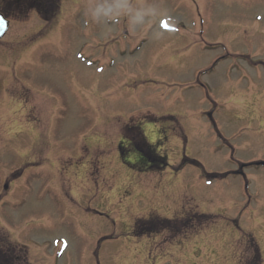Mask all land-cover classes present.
Listing matches in <instances>:
<instances>
[{
  "label": "rangeland",
  "instance_id": "obj_1",
  "mask_svg": "<svg viewBox=\"0 0 264 264\" xmlns=\"http://www.w3.org/2000/svg\"><path fill=\"white\" fill-rule=\"evenodd\" d=\"M60 4L0 40V235L30 264H261L264 0Z\"/></svg>",
  "mask_w": 264,
  "mask_h": 264
},
{
  "label": "trees",
  "instance_id": "obj_2",
  "mask_svg": "<svg viewBox=\"0 0 264 264\" xmlns=\"http://www.w3.org/2000/svg\"><path fill=\"white\" fill-rule=\"evenodd\" d=\"M60 0H0V6L5 11L7 15L15 14L21 18L26 17L30 9H37L40 14L48 13L52 11L56 6L58 8ZM56 12H53V15ZM141 134H138V137ZM142 143H144L141 137ZM146 148H141L137 144V148L142 152L145 159L150 160L151 156L149 154L150 148L148 145L144 144ZM148 150V151H147ZM163 164H165V159L161 158ZM0 264H28L26 254L23 251L15 254L14 257L9 256L7 253L0 252Z\"/></svg>",
  "mask_w": 264,
  "mask_h": 264
},
{
  "label": "water",
  "instance_id": "obj_3",
  "mask_svg": "<svg viewBox=\"0 0 264 264\" xmlns=\"http://www.w3.org/2000/svg\"><path fill=\"white\" fill-rule=\"evenodd\" d=\"M0 17H2L1 15H0ZM6 28H0V38L6 33V31L8 30V27H9V24H8V22L6 21Z\"/></svg>",
  "mask_w": 264,
  "mask_h": 264
},
{
  "label": "snow or ice",
  "instance_id": "obj_4",
  "mask_svg": "<svg viewBox=\"0 0 264 264\" xmlns=\"http://www.w3.org/2000/svg\"><path fill=\"white\" fill-rule=\"evenodd\" d=\"M6 21L4 17H0V28H6Z\"/></svg>",
  "mask_w": 264,
  "mask_h": 264
},
{
  "label": "bare ground",
  "instance_id": "obj_5",
  "mask_svg": "<svg viewBox=\"0 0 264 264\" xmlns=\"http://www.w3.org/2000/svg\"><path fill=\"white\" fill-rule=\"evenodd\" d=\"M11 130L13 129V130H15L16 128L14 127V126H12V125H10V127H9ZM6 131H9V129H7Z\"/></svg>",
  "mask_w": 264,
  "mask_h": 264
},
{
  "label": "clouds",
  "instance_id": "obj_6",
  "mask_svg": "<svg viewBox=\"0 0 264 264\" xmlns=\"http://www.w3.org/2000/svg\"><path fill=\"white\" fill-rule=\"evenodd\" d=\"M137 19H139V17H137Z\"/></svg>",
  "mask_w": 264,
  "mask_h": 264
}]
</instances>
